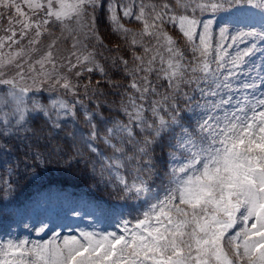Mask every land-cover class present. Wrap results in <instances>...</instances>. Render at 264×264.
Returning <instances> with one entry per match:
<instances>
[{"label":"snow or ice","instance_id":"snow-or-ice-1","mask_svg":"<svg viewBox=\"0 0 264 264\" xmlns=\"http://www.w3.org/2000/svg\"><path fill=\"white\" fill-rule=\"evenodd\" d=\"M0 9V167L14 156V172L26 171L53 155L93 176L99 165L109 198L139 213L113 231L0 242V264H264V0H0ZM98 17L132 52L111 61L119 81L96 56ZM133 20L138 32L126 27ZM43 92L56 95L42 103ZM113 92L126 119L97 102ZM11 188L4 181L0 193ZM116 211L90 205L99 217Z\"/></svg>","mask_w":264,"mask_h":264},{"label":"rangeland","instance_id":"rangeland-1","mask_svg":"<svg viewBox=\"0 0 264 264\" xmlns=\"http://www.w3.org/2000/svg\"><path fill=\"white\" fill-rule=\"evenodd\" d=\"M7 18L8 10L0 9V35H4V29L8 27ZM209 18H212L211 15L205 16L202 19ZM215 19L221 23V26H223V18L217 17ZM101 23H103L105 28L109 29V35L115 34L117 37L121 38V42L125 41L123 37L111 31L109 22L103 17H98L97 26L99 31ZM169 26H171V24H169ZM169 26L167 25L166 30L173 36V39L176 40L177 44L183 47L182 50H184L185 41L183 37L178 38ZM172 26H176V29L179 31L178 25ZM126 27L132 32H138L140 30L137 27V22L134 20L127 23ZM97 53L98 52H96V56ZM118 54L120 53L114 51L109 55L107 60H104L106 54H103L102 56L100 55L101 61L104 60L101 63H106V65H108ZM136 54H142V49L138 50ZM188 54H191L190 51ZM131 57L125 55V58L129 60H131ZM258 59V62L256 60L257 64L260 63V58ZM38 95L40 98L42 96L45 103H48V97L56 94L43 92ZM2 167H5L6 175L0 177V186H3L4 181H7L12 184V188L6 197L0 193V199L4 198L0 201V214L7 209H9L7 212L10 214L6 218L0 216V242L9 239L46 240L54 235L55 232H62L65 235H79L81 231H98L101 233L113 231L117 229V222L120 220L121 216L131 219L133 216L139 214L138 211H133L132 209H117L116 212L104 217L95 216L90 213V205L95 201L87 198L80 190L71 189L69 187L63 189L50 187L37 191L36 193L34 192L31 195L25 194L23 196L24 192L18 191L16 184L12 183V178L10 176L11 165L6 163ZM36 169L37 167L35 168L34 163H30V167L26 171L23 170V173H25L30 181H32L34 177L33 173ZM73 206L81 209L80 216L77 217L70 214L69 209ZM30 213L34 216L30 217ZM129 213H131V215H129ZM42 225L47 228V234L38 236L37 231Z\"/></svg>","mask_w":264,"mask_h":264},{"label":"trees","instance_id":"trees-1","mask_svg":"<svg viewBox=\"0 0 264 264\" xmlns=\"http://www.w3.org/2000/svg\"><path fill=\"white\" fill-rule=\"evenodd\" d=\"M206 15V14H205ZM100 32L103 34L102 38L104 39V46L103 47H97L96 52L97 53V59L102 62L104 60H107L109 55L113 53L114 51L123 53L125 55H128L129 57L132 56V52L128 51L129 45L124 42H121V38L117 37L115 34L109 35V29L105 28L103 26V23H101ZM173 32H175V35L178 38H182V35L175 29L172 28ZM116 41H119L122 45V48L118 49L116 47ZM180 46V45H178ZM181 49L183 48L180 46ZM106 54V57L104 60L101 61L100 55ZM109 63V62H108ZM106 64V63H105ZM108 66H111V63L108 64ZM109 76L119 81L121 77L123 76V73L120 72L116 68H111L109 71ZM96 79H100L99 74H96ZM102 102L105 104V114L107 115L109 112H111L116 119H126V117L123 116V113L120 112L119 104H120V96L119 94L113 92L110 95H108L103 101H97ZM88 103V102H87ZM69 128L72 130L74 129V126L69 124ZM71 139V137H69ZM29 142H24L19 144V150L25 151L26 147L25 145ZM33 152L40 151L39 148L33 147ZM74 151V149H73ZM14 158V156H13ZM15 159V158H14ZM69 159V156L67 155H53L50 158H47L45 160H39V161H30L29 163H34L36 170H39L40 172H37L40 174V176L45 180V183L51 182L55 183L58 186L62 185H72L75 187L83 188L86 190L88 196L93 200H104L109 205H115L118 208L121 205H124L123 201H113L109 198L108 190H105L102 185L98 183L100 177H99V165H97V174L95 176L90 174L89 171L84 170V165L81 163L79 165L76 164L75 160L72 161L71 167L66 163V160ZM155 180V178H154ZM25 182V177L23 174H20L18 172L17 175V183H23ZM159 182V181H155Z\"/></svg>","mask_w":264,"mask_h":264}]
</instances>
